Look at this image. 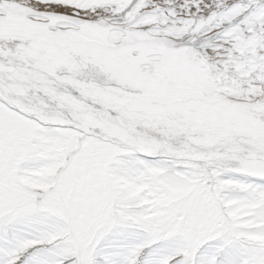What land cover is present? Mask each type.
<instances>
[{"label":"snow or ice","instance_id":"obj_1","mask_svg":"<svg viewBox=\"0 0 264 264\" xmlns=\"http://www.w3.org/2000/svg\"><path fill=\"white\" fill-rule=\"evenodd\" d=\"M0 264H264V0H0Z\"/></svg>","mask_w":264,"mask_h":264}]
</instances>
